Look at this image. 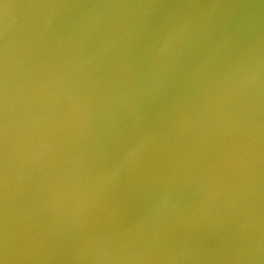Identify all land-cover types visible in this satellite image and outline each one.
I'll list each match as a JSON object with an SVG mask.
<instances>
[{
  "label": "clouds",
  "instance_id": "clouds-1",
  "mask_svg": "<svg viewBox=\"0 0 264 264\" xmlns=\"http://www.w3.org/2000/svg\"><path fill=\"white\" fill-rule=\"evenodd\" d=\"M0 264H264V0H0Z\"/></svg>",
  "mask_w": 264,
  "mask_h": 264
}]
</instances>
